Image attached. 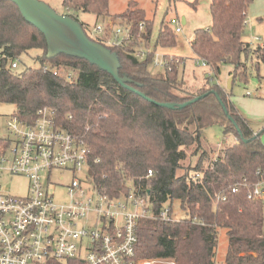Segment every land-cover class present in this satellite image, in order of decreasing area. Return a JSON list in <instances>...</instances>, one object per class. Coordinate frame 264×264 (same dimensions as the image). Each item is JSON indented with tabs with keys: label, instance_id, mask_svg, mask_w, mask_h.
Listing matches in <instances>:
<instances>
[{
	"label": "trees",
	"instance_id": "16d2710c",
	"mask_svg": "<svg viewBox=\"0 0 264 264\" xmlns=\"http://www.w3.org/2000/svg\"><path fill=\"white\" fill-rule=\"evenodd\" d=\"M252 1L210 0L211 25L194 31L191 42L196 59L214 76L222 65L232 66V83L236 78L247 80L242 58L256 56L264 64V45L251 47L242 40ZM60 4L61 14L79 23V13L123 21L126 30L120 45L90 38L80 24L89 39L117 55L119 75L131 80L126 85L133 90L85 60L65 55L48 59L43 35L23 19L15 4L0 0V103L13 105V114L27 122L37 110L52 109L56 123L86 145L94 186L110 199L128 194L131 185L149 198L155 214L167 206L173 215L178 202L183 218L138 222L137 260L214 264L223 230L227 236L223 264H264V203L246 196L248 188L264 181V131L251 129L219 84L207 83L188 93L178 79L181 63L176 58L164 55L163 74L149 73L154 50L174 47L175 32L161 23L154 50L139 60L136 48L141 42L148 46L152 20L136 3L129 2L117 15L109 14V0H60ZM32 50L41 51L38 68L20 72L9 68ZM186 102L190 103L182 109L158 105ZM212 124L238 137V142L211 161L203 152L194 166L182 169L185 149L195 147L197 153L203 129ZM233 188H237L234 193Z\"/></svg>",
	"mask_w": 264,
	"mask_h": 264
},
{
	"label": "built area",
	"instance_id": "2783aa9c",
	"mask_svg": "<svg viewBox=\"0 0 264 264\" xmlns=\"http://www.w3.org/2000/svg\"><path fill=\"white\" fill-rule=\"evenodd\" d=\"M170 24L175 26V33L181 32L178 20ZM17 65L15 59L9 68L16 70ZM65 78L75 82L71 76ZM5 122V134L0 136V178L22 177L27 185L23 196L11 195L0 186V264L67 260L85 264H163L135 258L136 229L142 219L175 220L169 207L155 214L149 198L131 185L128 194L113 199L100 193L91 178L86 145L56 123L52 109L37 110L30 122L15 114ZM237 142L234 136L231 144L227 140L219 144L213 159ZM83 170L84 180L73 178L65 187L67 202L56 204L49 191L51 173L75 176ZM246 196L264 203V181L248 188ZM82 221L89 225H81Z\"/></svg>",
	"mask_w": 264,
	"mask_h": 264
},
{
	"label": "rangeland",
	"instance_id": "374dc122",
	"mask_svg": "<svg viewBox=\"0 0 264 264\" xmlns=\"http://www.w3.org/2000/svg\"><path fill=\"white\" fill-rule=\"evenodd\" d=\"M129 2L136 3L139 8L144 10L146 18L152 20L151 37L148 46H144V42H141V46L136 48L135 56L139 60L143 59L148 52L154 50L161 23L167 25L173 32L175 26L171 25L170 21L178 20L180 23L181 32L175 33L176 45L169 48L157 47L154 50V60L148 66L149 73L152 75L163 74L164 55L176 58L181 63L178 68V79L183 82L185 85L184 89L188 93H195L197 90L205 88L207 83H217L227 90L230 100L240 114L247 119L251 129L255 133L264 131V64L258 62L256 56H250L246 59L242 58L243 69H241L246 72L247 80L234 79L231 89L228 90L229 73L233 71V67L222 65L218 76H214L208 67L196 59L191 50L194 31L207 29L211 25L210 0H109V14H121L126 10ZM47 3L58 14L63 13L60 0H47ZM183 19L184 23H182ZM78 20L85 25L86 33L90 38L103 40L107 45H120L125 36L126 26L122 24L123 21L109 17L102 19L87 13H79ZM246 22L243 40L255 46H263L264 0H253L251 2L247 11ZM40 55L41 51L32 50L27 55L20 56L17 59L18 65L14 71L20 72L25 68H38L39 63L36 58ZM155 61L157 64L154 63ZM14 111L13 105L0 103V136L5 134V121ZM233 138V134H224L217 124L207 126L203 129L201 146L197 153H194L196 151L195 147L185 149L186 158L181 163L182 169L194 166L203 152L209 154V161H211L219 152L217 146L225 140L231 144ZM261 142L264 145V132L261 135ZM206 165L205 163L204 166ZM73 178L84 180L85 170L75 176L68 172L54 171L51 173L50 182L52 186L49 191L53 194V200L56 204H65L67 202L65 187ZM26 185L27 181L22 177L9 178L5 176L0 178V186L5 188L11 195H25ZM173 207L175 211L173 217L183 218L184 215L179 209L178 202H175ZM81 225L88 226L89 222L82 221ZM226 249L227 236L225 231L221 230L218 236L214 264L224 263ZM169 262L170 260L161 261L163 264H169Z\"/></svg>",
	"mask_w": 264,
	"mask_h": 264
},
{
	"label": "water",
	"instance_id": "95a60500",
	"mask_svg": "<svg viewBox=\"0 0 264 264\" xmlns=\"http://www.w3.org/2000/svg\"><path fill=\"white\" fill-rule=\"evenodd\" d=\"M15 4L23 19L35 27L44 37L47 46V58L59 55L78 58L87 61L99 70L109 74L120 86L129 88L126 84L131 80L119 75L120 63L117 55L103 45L88 38L79 22L56 13L48 4L40 0H9ZM233 78L230 77L227 89H231ZM142 98L144 94L140 93ZM199 97L193 99L197 101ZM190 102L180 105L175 103L158 104L167 109H182Z\"/></svg>",
	"mask_w": 264,
	"mask_h": 264
},
{
	"label": "crops",
	"instance_id": "0c3cea01",
	"mask_svg": "<svg viewBox=\"0 0 264 264\" xmlns=\"http://www.w3.org/2000/svg\"><path fill=\"white\" fill-rule=\"evenodd\" d=\"M182 23H184V19L182 20ZM247 23V22H246ZM243 40V39H242ZM243 42H245L244 40H243ZM246 44H249L250 46H255V45H252V44H250V43H248V42H245ZM232 86V85H231Z\"/></svg>",
	"mask_w": 264,
	"mask_h": 264
}]
</instances>
